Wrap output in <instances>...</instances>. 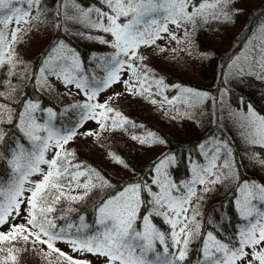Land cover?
I'll return each instance as SVG.
<instances>
[{
  "label": "snow or ice",
  "instance_id": "obj_1",
  "mask_svg": "<svg viewBox=\"0 0 264 264\" xmlns=\"http://www.w3.org/2000/svg\"><path fill=\"white\" fill-rule=\"evenodd\" d=\"M98 4L84 7L77 0L71 5L68 0H57L54 11L56 18L63 14L65 20L106 34L87 37L113 50L108 56L93 54L91 75L78 52L60 40L49 46L39 74L28 77L26 69L17 72L24 63L17 45L34 22L47 23L51 10L43 6V0H0V67H9L11 75L20 80L34 78L41 89L51 90L49 78L54 77L69 89L68 95L74 87L76 94L83 96L70 106L79 114L71 127H57V113L42 108L38 101H24L19 111L0 102V143L8 136L3 125L15 127L20 134L6 151L0 150V161L9 169L7 178H0V227L8 225L7 231H0V264H19L15 244L20 241L46 246L48 255L56 254L58 264H92L88 255L102 264H192L194 244L199 251L195 264H264V184L240 178L227 141L213 138L198 145L204 161L194 162L189 157L190 179L175 181L170 169L178 166L180 159L175 154H161L150 180L134 179L122 188H114L100 171L78 161L68 147L81 134L98 136L101 131L138 127L112 106L121 93L99 100L102 93L118 84L130 95H144L152 104L173 106V120L181 114L176 104H183L186 116L190 114L187 109L206 100L215 104L216 98L207 92L179 85L178 96H163L168 86L143 63L146 57L142 49L155 47L166 52L169 49L157 42L168 40L179 46L170 49L172 52L194 56V33L201 24L229 22L242 9L235 7V0H98ZM199 56L208 58L206 53ZM228 69L222 70L226 81H243L245 76L264 80V23L247 38ZM5 86L8 91H0V100L9 99L17 90L11 80ZM228 116L246 145L264 149V115L248 103L246 110L238 109ZM87 121H95L99 130L80 133ZM131 139L147 146L165 143L152 132L132 135ZM109 157L127 167L121 157L113 153ZM249 159L264 168V154L254 152ZM218 185H227L232 192L230 207L240 221L232 235L223 234L229 213L205 219L200 211L204 194ZM110 188L113 190L104 191ZM94 192L102 193L95 206L94 225L87 224L83 215L78 225L58 223L67 218L54 215L56 205L62 200L81 201ZM155 218H162L168 230H161ZM17 219L23 222L16 223ZM57 242L67 244L78 257L56 247Z\"/></svg>",
  "mask_w": 264,
  "mask_h": 264
},
{
  "label": "trees",
  "instance_id": "obj_2",
  "mask_svg": "<svg viewBox=\"0 0 264 264\" xmlns=\"http://www.w3.org/2000/svg\"><path fill=\"white\" fill-rule=\"evenodd\" d=\"M240 1L238 3L242 6H238V8L242 9L244 13H246V10H248L246 14L247 17L248 13H250V11H253V9H249L250 7H246V5L253 0H244L242 3H240ZM77 2L84 7H92L94 4L99 6L98 0H77ZM263 5L264 2L261 4V6ZM261 9L262 8H260L257 12H260ZM259 19H262V15ZM234 25L235 24H224V28H230ZM256 27L258 28L257 23ZM225 31L226 30L224 29L219 30L218 28L208 27L207 24H201L194 33V42L197 53L194 56L182 55L179 58V55L176 54L177 52L174 53L156 51L154 55L158 56L157 60L162 62V64L166 68L165 72H162L161 70L158 71V69L155 66L152 67L147 60H145L143 63L148 66V69L152 74L156 75L159 78H162L164 84H166L167 86L181 85L183 87H191V89L195 88L200 90H207L208 88H210V90H216L215 87L217 83L220 82V80L218 79L216 81V84L212 85L214 80H216L214 69L215 62L218 65V69H221L222 67H224L227 57L230 58L231 54L236 49H238V45H235L234 49H231V51L229 52V55L223 50L228 36ZM253 33L254 32L250 33V37L253 35ZM51 35L52 37L47 40V42H49H46L47 45L38 54L35 55L34 58H36V62H34V64L32 65L29 77H32V74L35 73L39 63L43 61V56H45V53L47 52L49 46L60 40H65V42H67L73 49L78 52L82 62L89 70V74L91 75L92 70L95 69L93 54H95V56L99 55L98 52L93 51L91 47L88 46L93 41L91 39H88L87 37H81V41L84 42V44L88 43V47H83L78 39V42L72 37H69L67 39L68 35L65 34L59 26ZM242 36H247V32L238 33L233 37V40L239 41ZM97 42H95L93 45L97 46ZM242 43L243 41L241 42V44ZM199 53L208 54V58H200ZM25 56H27V54H19L20 60H22V58H24ZM8 68L9 67L7 66L0 67V91H3L7 88L5 85L7 84L8 80H12L13 84L18 83L17 80L9 78ZM22 69L23 68L21 66V68H19V72H21ZM241 85L244 87V90L240 93L242 95L235 93L231 94L232 92L227 91V102L234 108L244 110L246 109L247 104L250 103L253 109L258 114L263 115L264 105L260 102H262V96H264V80L257 79L256 76H245L243 78V81H241ZM169 93L173 94L175 93V91H169ZM237 96H240L239 99L237 98ZM26 100L38 101L42 108H52L57 113V119L55 121L57 127H71L79 119L78 111L75 109H71L70 106L77 103L78 101H82L81 99L66 102L56 100L53 98L52 93H50L47 88L41 89V87L37 85L34 78H28L23 87L21 96L16 103L11 102L8 99L6 101L13 108H16L19 111L22 110L23 102ZM0 102H3V100H0ZM66 109L69 110L65 111ZM147 113L150 114L149 112ZM122 114L125 115L130 121L135 122L138 127L133 128L129 125L126 129H118L115 131L106 130L101 132H105L106 135L115 133L119 137L118 142L125 143L124 147L122 146V144L117 143L116 141H111L108 146L100 147L103 146L100 145L92 149H86L82 144H80V142H84V140H73L68 145L71 150L75 151L76 159L78 161L83 162L84 164L100 171L101 174L110 181L114 188H122L126 183L134 179H151V176L153 174L152 169L154 161H152V159L145 158L144 152L148 149H152L153 146L141 145L138 141L131 139V136H140L139 133L144 132L145 129V132H147L151 131L152 128H154L158 132L157 128H160H156L151 120L144 119L139 113L133 112L132 110L129 112L123 110ZM181 120L183 121L180 122V126L186 130L184 132L185 136L187 135V139L185 138L182 142L187 140L197 141L198 138H200L201 136L203 137L209 133L207 132L200 134L198 126L192 124L193 129H191L189 126H187L188 121L186 120L188 119ZM139 125H143V127H139ZM2 127L4 128V131L8 133V136L5 138V141L3 143H0V150L6 151L8 145H11L16 139L20 138V134L15 127L8 125H3ZM188 129H191V131ZM159 135L161 134L159 133ZM170 135L173 138H177L176 136L168 133V136L171 138ZM168 139V137L164 138L167 149V151H165L164 153L175 154L181 161L178 166L170 169L173 179L177 182H182L184 180L190 179L191 172L188 169L187 159H189V156L190 158L194 156L190 153H196L195 148L193 146L179 145L175 143V141ZM259 149L261 148H252V152H257ZM99 150H101L100 153H97L99 152ZM109 153H113L121 157L127 167L115 163L112 159H110ZM200 159L201 157L199 158V160ZM239 171H241L239 173L242 174L241 178L243 180L248 179L246 175H243V170L240 164ZM8 174L9 169L6 162L0 161V178H7ZM112 190L113 189L110 188L105 189L104 191ZM101 194V192H94L93 194L78 202L62 200L60 204L56 205V212L54 215L65 216L67 219L59 220L58 223L61 225H66L67 223L78 225L80 223L79 217L83 215L87 224L94 225L97 217L95 206L99 202ZM221 196L222 195L215 193L208 197L209 204L207 206H204L205 209L203 212V218L206 219L208 216H211L213 219H216L219 214H222L224 212L229 213L230 220L227 224L224 225L223 234L226 236L232 235L235 231L236 226H238V224L240 223L235 211L230 207L232 192L230 191L222 197ZM154 222L161 228V230H168V226L164 224L162 218H155ZM205 227H207V225ZM72 231H75V229L73 228ZM16 245L18 246L16 248L19 249V251L16 253L18 256L19 264L52 263L48 256L44 255L43 257L42 255H40L39 250L37 248L35 249L36 246H33L31 244L25 245L22 241L17 242ZM198 256V246L194 244L191 250L192 264H195V260L198 258Z\"/></svg>",
  "mask_w": 264,
  "mask_h": 264
},
{
  "label": "rangeland",
  "instance_id": "obj_3",
  "mask_svg": "<svg viewBox=\"0 0 264 264\" xmlns=\"http://www.w3.org/2000/svg\"><path fill=\"white\" fill-rule=\"evenodd\" d=\"M239 1L240 0H235V7H237V8H238V6H240V7L242 6L241 4L238 3ZM243 1L244 0H241L240 3H242ZM263 2H264V0H253L250 3H248L246 5V7H250L249 9H253V11H250V13H248L247 17H246V14H247L248 10H246V13H244L242 10L239 14L235 15L232 18V20L229 22H223L222 23V22L214 21V22L207 24V26L211 27V28H218L219 30H223V29L226 30L225 32L228 36L226 39V44L223 47V50L228 55H229V52L231 51V49L233 50L235 45H238V49H236L231 54L230 58L227 57L226 63L224 64V67H222L221 69H218L217 63L216 62H215V64L213 63L214 69H215L216 80H214L212 85H215L216 81L218 79L220 80V82L217 83V85L215 87L216 90H210V88H208L207 90H200V89L192 88L193 90L207 92L210 97L216 98L215 104H213L211 99L206 100L203 104L198 105L195 108L187 109V111L190 113L187 116L184 115L185 109H184L183 104H176L175 107H179L181 109V114L177 119L173 120L172 116L176 114L172 110L173 106H169V105L165 104L163 107H161L159 104L150 103L149 99L145 98L144 95H130L125 91L124 86L122 84L115 85V86L111 87L110 89L106 90L104 93H102L99 96V100L101 102H103V101L107 100L110 96H113L115 93H121L122 95L117 97L112 103V106L114 108L121 111L122 113H123V110L128 111V112L132 110L133 112L139 113L144 119L151 120L152 123H154L153 125L156 126V128L160 127V128H157V130L161 135H159V133L154 128H152L151 131H147V132L155 133L157 135V137H159L160 139L164 140V138L168 137L169 138L168 140H173V141H175V143H177L179 145L193 146L196 150V153H190V152L189 153L191 155H194L191 157V160L194 162H203L204 161V158L200 155L199 148H198V145L200 143H204L206 140L211 141L213 138H215L217 140H225V141H227V139H228L227 142L233 149V153L235 156V162H236V165L238 168V172H241V171H239V164H240V166L243 170V175H246L248 177V179H246V180L256 181V182H259L261 184H264V168H262L259 164L255 163L253 160L249 159V157L252 156L254 152H252L251 147H249L248 145H246L242 141L241 136L239 134V131L233 125L232 120L228 116L229 112L236 111L238 109L232 107L227 102V100H226V98H227L226 96H228L227 91L232 92L231 94L235 93V94L242 95L240 93H241V91L244 90V87L241 85V81L236 80V79H228L226 81L224 76L222 75V70H223V72H228L229 71L228 65L231 63L232 59H234L236 55H239L240 52L244 49V46L247 43V38L250 37V33L256 32V30H257L256 23H257L258 27L262 23H264V5L261 6V4ZM68 3H69V5H71L72 0H68ZM56 5H57V0H43V6L51 10L49 12V14L47 15V23H36V22H34L31 30L28 31L23 36L21 43L17 45L18 55L19 54L20 55L27 54V56L22 58V61H24V60L25 61H24V64H22L21 66L23 68L22 71L26 69V71L28 73V77L30 76L32 65L34 64V62H36V58H34L35 55L38 54L47 45V43L49 42V41L47 42V40L52 37L51 34H53V32L56 30V28L58 26L60 27V29L65 34L68 35L67 39L69 37L74 38L76 41L78 39V41L81 42L80 44L83 47L87 46L88 43L84 44V42L81 41L82 40L81 37H88L89 35H92L94 37L97 35H106L103 33H97L94 30L85 28L82 25L74 23L72 21L65 20L63 17V14H61L60 18H56L54 15ZM260 8H262L261 11L257 12ZM70 11H71V8H70ZM34 14H35V12H33V15ZM261 15H262V19H259ZM224 24H235V25L233 27H230V28H224ZM170 27H172V26H170ZM78 32H83L84 35L83 36L77 35ZM240 32H242V33L247 32V36H245V37L242 36L239 41L233 40V37ZM177 34L180 35L179 32ZM91 40L93 42L90 43L88 46H90L93 51L99 53V55H96V57L108 56L113 51L109 46L104 45V44H100L95 39H91ZM242 41H243V43L241 44ZM26 42H28V43H26ZM95 42H97L96 43L97 46L93 45ZM157 43L161 47H165V48L169 49L166 52H172L170 49L179 47L174 41L159 40ZM156 51H159V50L156 49L155 47H153L151 49H149V48L142 49V52H143L144 56L146 57V60L149 62V64L152 67L155 66L158 69V71L161 70L162 72H165L166 68L164 67L162 62L157 60L158 56L154 55L156 53ZM164 54H166V53H164ZM176 54L179 55V58L182 55H186L185 53H181V52H177ZM44 58H45V56H43V59ZM42 63H43V61L41 63H39V65L35 71V73L37 75L39 74V68L42 66ZM21 66L19 65L17 67L18 73H19V68H21ZM6 72H7V70H6ZM96 74L102 75V73H100L99 70H96ZM8 75H9V78L15 79L18 81L17 84H13V82H12V84L16 87L17 90L8 99L9 101L16 103L21 96L23 87H24L25 83L27 82L28 78H26L24 80H20L17 77H13L10 73L9 68H8ZM154 76L156 78H159L156 75H154ZM125 78H127V76ZM49 80H50V83L53 85V87L51 88V90H49V89L48 90L50 91V93H52V96L54 99L59 100V101H65V102L71 101V100L76 101L78 99L83 100V96L76 94L77 90L74 87H71V93L72 94L68 95L67 93H68L69 89L65 88L64 85L60 81L56 80L54 77H50ZM176 86L177 85L168 86L167 88H165L163 90L162 95L168 96L169 98H172L173 96H178L179 95V89ZM179 86H181V85H179ZM181 87H183V86H181ZM3 91L7 92L8 89L6 88ZM153 91H155V89H153ZM169 91H175V93L172 94V93H169ZM221 93H224V95L222 97H221ZM65 96H66V98H65ZM239 97L240 96H237L238 99H239ZM155 99L161 100L162 96H156ZM32 101H34V100H32ZM3 103L8 104V102L6 100H3ZM260 103H262L264 105V96H262V102H260ZM147 112H149L150 114H148ZM263 115H264V113H263ZM181 119H188V120H186V121H188L187 126H189L191 129H193L192 124L198 126V129L200 130V134L207 133V132H209V133L203 137L201 136L200 138L197 139V141H192V140L188 141L187 140L188 142L187 141L182 142L185 138L187 139V135L185 136V132H184L186 130L180 126V124H181L180 122L183 121ZM191 129H188V130L191 131ZM89 130H92L94 132L99 130L98 125L96 124L95 121L85 122L83 127H81L79 129V132L80 133H86ZM145 131H146V129H145ZM145 131L142 133H139V135L145 136L147 133ZM168 133L176 136L177 138H173L171 135H170L171 136V138H170L168 136ZM79 140H84V142H80V144H82L86 149L96 148V146H100V145H103L100 147L108 146V144L111 141H116L117 143H120V142H118L119 137L115 133L106 135L105 132H103V133L100 132L98 136H95V135L94 136H85V135L81 134V135H78L74 139V141H79ZM134 143H136V142H134ZM120 144H122V146L124 147L125 143L122 142ZM152 146H153L152 149H148L144 152V157L152 159V161H154V163H155L157 161V159L161 156V154H165L164 152L167 151V149H166L165 143L164 144H154ZM255 149H257V148H255ZM100 151L101 150H99V152H97V153H100ZM255 153L264 154V150L259 149ZM200 157H201V159L199 160ZM187 164H188V169L190 171L191 164L189 163V159H187ZM239 175L241 178L242 174L239 173ZM33 179H38V177H34ZM230 191L231 190H230L229 186L218 185L212 191L204 194L205 198L201 202V209H200L201 213L203 214V212H204V209H205L204 206H207L209 204L208 203V197L210 195L216 193V194L223 196ZM15 222L16 223H22L23 221H22V219H17ZM7 230H8V225H4V226L0 227V231H7ZM35 246H36L35 249L37 248L39 250L40 255H42L43 257H44V255L48 256V258L51 260V262L53 264L58 263L55 253H52L51 255L47 254L48 250H47L46 246L39 245V244H37ZM15 247H18V246L15 244ZM56 247L60 248L62 251H64L65 253H68L69 255H72L74 257H78V254L72 252L71 248L63 242H57ZM87 259L91 260L92 264H102L101 260H99L96 257H93L91 255H88Z\"/></svg>",
  "mask_w": 264,
  "mask_h": 264
}]
</instances>
